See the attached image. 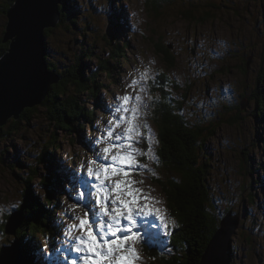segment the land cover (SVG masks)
I'll use <instances>...</instances> for the list:
<instances>
[{
  "label": "rangeland",
  "instance_id": "obj_1",
  "mask_svg": "<svg viewBox=\"0 0 264 264\" xmlns=\"http://www.w3.org/2000/svg\"><path fill=\"white\" fill-rule=\"evenodd\" d=\"M172 1L174 6H168L170 10L165 6L162 13L164 19L157 20L153 18L154 11L148 8L147 0L116 1L118 10L112 9L111 12L114 13V23L119 25L114 43L123 39L129 43L124 52H119L115 45L109 47L106 44L107 25L100 16L103 8H98L99 14H93L90 9L91 0H72L79 11L87 10L80 24L83 27H95L92 31H86L87 41L95 49L92 57L86 61L89 62V68L96 72L94 81L85 82L83 86L76 82L77 79H72L69 82V96L79 107L94 110L95 131L89 132V126L78 129V132L73 130L74 125L67 127L68 131L54 127L52 122L56 120L48 117L46 107L41 104L31 118L26 116L31 120L29 127L23 123V118L15 127H6L7 134L1 137L2 147L8 149L10 162L25 163L23 172H18L16 167L9 169L0 166V217L7 208L22 200L25 184L15 173L22 177L26 175L24 178H27L32 174L28 168L30 166L46 172L43 164L36 162L35 154L55 138L61 147L54 144L57 150L54 151L53 161L61 170L71 169L67 172L68 176L62 174V183L57 184V189H62L63 185L74 189L84 183L89 195L94 189L95 199L104 196V200H108L109 189L99 182L95 183L86 169L95 174H103L105 171L93 164L87 168L86 165L103 153L119 155L120 159L126 160L124 163L130 169L125 170V175L121 169L120 177L116 175L117 169H106L111 176L110 182L114 187L118 184L125 186L126 183L122 182L124 178L127 183L146 193L150 203L161 214L163 226H169V244H175L180 221L170 208L155 177L158 175L157 180L162 181L166 178H179V173L171 167V159L176 158L168 154L158 135L161 120L159 113L171 115L172 111L177 114L179 108L174 104L178 103L182 108L178 115L192 122L202 120L206 128L205 138H202L206 153L203 150L202 155L203 160L210 156L207 172L211 190L222 202L220 208L225 210L233 198L236 200L240 184L246 186L242 190V198L234 203L231 210L236 214L252 212L256 223L248 219L245 226L241 223L235 229L231 236L234 247L232 264H264V170L257 169L258 160L263 162L264 158V123H261L264 122V0ZM101 2L95 0L94 7ZM182 10L188 11L190 14H186L189 17L184 16ZM115 13L120 15L123 23L116 18ZM0 18H6L2 11ZM61 21L62 18L54 28H58ZM62 26L65 27L63 23ZM157 39L159 42L155 43ZM164 45L168 46L169 53L175 58L171 67L156 52L157 47ZM49 48L47 60L58 56L56 48ZM213 51H216L214 57L211 56ZM247 55L251 59L245 58ZM74 59L69 61V66ZM107 63L112 66H108L106 74L98 66ZM84 72L87 77H93L87 70ZM222 80L234 85V88L230 86L227 91L230 98L224 95ZM242 89L250 94L247 102L240 101ZM165 94L170 100L165 99ZM231 100L232 108L242 103L241 109L235 108L230 111V115L218 118L219 114L226 112L224 107ZM102 101L104 108L100 107ZM161 102L164 109H161ZM236 114L240 116L236 120L239 123H227L235 119ZM76 119L80 120V117L76 116L74 121ZM255 119L259 120L257 131L252 129ZM19 127L23 129L16 131ZM241 151L255 159L253 165L257 171L252 172L251 178L247 175L246 165L242 163ZM13 155L17 159L13 160ZM159 157L163 159L162 162ZM97 177L100 179L101 175ZM104 178L107 179V176ZM30 185L44 199V190H41L37 179L31 181ZM60 193L65 192L62 190ZM111 193L110 196H117L116 192ZM183 199L181 194L176 198L180 203ZM55 200L61 202L56 197ZM67 208V205H63L60 210L66 212ZM20 225L21 221L17 227ZM154 236L156 240L152 243L163 247L158 231ZM12 237H2L0 234V241L6 242ZM106 252L115 256L113 248H108ZM122 253H125L124 249ZM135 264H149V259L138 254Z\"/></svg>",
  "mask_w": 264,
  "mask_h": 264
},
{
  "label": "trees",
  "instance_id": "obj_2",
  "mask_svg": "<svg viewBox=\"0 0 264 264\" xmlns=\"http://www.w3.org/2000/svg\"><path fill=\"white\" fill-rule=\"evenodd\" d=\"M11 2H13V0H0V7L3 8L2 12L4 14ZM69 2L70 0H64V4L60 5L62 13V21L60 26L58 28H49L45 31V42L47 43L46 47L51 46L56 48V53L58 54L57 57L47 60L49 65L48 68L56 73L58 81L49 86L48 93L41 105L46 107V113L48 117L50 119L56 120V122H52L54 127H59L62 130L68 131L69 129L67 127L74 125L73 130L78 132V129L84 128V124L80 121H82L84 117H91L93 113L86 110L85 108L79 107L73 101L72 97L69 96V82L72 79H77L76 82L83 86L85 82L89 83V81H94V76L91 78L87 77L84 74V71H88L90 69L89 62L86 60L92 57L95 49L93 44L88 43L86 34V31H92L91 29L93 27H83L80 24L79 10L74 6L75 11L73 12ZM5 3L6 6H4ZM147 6L149 9L154 11L152 15L154 20H157L164 19L165 16H162V13H164L165 6L167 9H169L170 7L174 6V3L172 0H147ZM101 7L103 8V6ZM84 13L85 9L83 10V16ZM182 13L184 16L190 14L186 10H182ZM4 20L5 18H0V54L7 48V44L2 43V37L4 35ZM62 23L65 27L62 26ZM106 30H109L107 35L108 42L106 43L108 45L111 41L110 32L111 30H114V22L111 19L110 22H107ZM83 39L84 41L82 42ZM158 42V39L155 40V43ZM121 44L122 47L120 46ZM116 46L120 52H124L123 50L126 46H128V43H124V40H122L116 43ZM69 52L72 54H69ZM156 52L168 67L174 65L175 58L169 53L167 45L157 47ZM249 56L250 55H247L245 58L248 59ZM72 58L75 59L72 62V65L69 66V61H72ZM107 64H103V66H107ZM249 96L250 94L242 89L240 93V101H249ZM165 99L170 100L166 94ZM174 105L179 108L177 114H174L172 111H170L171 115H167L164 112H162V114L159 113V117H161V120L159 119V134L160 140L163 141L164 146L167 148L168 154L176 158L171 159V167L174 169L173 171L179 173V178L165 179V181L158 182L161 184L166 194L170 208H172L173 212L179 218L180 228L178 230V235L174 239L176 246L173 248L174 251L172 255L170 257L164 258L159 257L156 262L158 264H198L201 259V255L203 254L213 235V232L217 229V224L219 221L217 208L220 207L221 202L217 198L214 199L213 193L210 191L211 183L207 172V169L210 167V156H207L206 159L203 160V150L204 153H206L204 139H202L205 138L204 131L206 130V128L203 127V121L197 120L192 122L187 120L182 115H178L181 113L182 109L179 104L176 103ZM241 105L242 103H237L233 108L230 104L226 105L224 107L226 112L219 114L218 118L230 115V111L234 110L235 108L240 110ZM164 108L165 107L163 105L161 109ZM37 110V106L26 108L23 110L24 116L19 117L16 120L10 119L0 127V166L3 165L9 169L16 167L19 171L20 169H23V163L20 161L10 162L11 160H9L8 149L2 147L1 137L2 135L4 136L7 134L8 128L6 127H15L17 124H20V120L22 118L25 121L23 123L29 127V122L31 120L27 117L29 116L31 118V116L34 115V111ZM76 116H79L80 120L76 119V121H74ZM239 117L240 116L236 114L235 119H231L229 120L230 122L227 123H233V125H236V123H239L236 122ZM257 119H259V117H257ZM258 122L259 120L255 119V122L253 123L254 127L252 129H255V131H257L256 127ZM16 129V131H19L23 128L19 127ZM54 144H58V141H56L55 138H52L50 141H48L47 145L44 146L36 158L38 164H43L46 172H41L38 169H34V166H27L29 171H32V174L28 175L27 178H24L26 175L23 177L21 175L19 176V178L24 181L25 185H29L25 194V199L26 196L29 197L30 193L33 191V187L30 185V182H35L37 179L38 184L42 188L41 190H44V201L46 203L51 201L58 203V201L55 200V195L59 191L56 186L57 184L62 183V177L60 175L63 170H61L59 166L53 161L54 151L57 150V147H55ZM59 147L61 146L59 145ZM244 155L245 160L241 158L242 163L244 166L246 165L247 175L249 178H251L252 172L254 170L257 171L258 168H264V164L258 160V166L256 169L253 165L255 159L253 157L249 158L248 154L245 152ZM14 159H17V156L15 157L13 155V160ZM50 161H52L51 164ZM13 163L16 165L12 166ZM15 174L18 176V173ZM64 174L66 175L67 172H64ZM245 188V184H240V187L237 191L239 193L236 200L233 198L227 209L232 208L235 202L238 203L240 198H242V190H245ZM179 194L185 198L181 200V203L176 200ZM35 195V193L34 195L31 193L32 200L34 199V203L37 205L39 200ZM35 207L36 206H33L32 209ZM54 209L55 207L52 208V210ZM52 210H47L45 207L40 205V207H38V209L35 211H37V213L43 218L50 219L53 216ZM23 216L24 219L21 225L16 229V232H18L19 235L18 242L22 250V255L24 251H26L27 262L34 264V254L36 251L39 254L40 251L36 248V245L40 248V244L36 242V236L29 237L30 240H28L31 243L26 241V237L29 236V234H27L29 231H27V233L25 232L26 227L31 225L34 228V232L31 230V234L35 235V230L41 224L43 227L40 226L41 229L37 230V233L39 232L40 236H47V234H51L53 230H50L48 226H44L45 223L43 219L39 222V218L33 215V210H30V208L27 207V204L25 210L23 211ZM9 241L10 240H7L3 243H7ZM149 256L150 258L154 257L152 252H150Z\"/></svg>",
  "mask_w": 264,
  "mask_h": 264
},
{
  "label": "water",
  "instance_id": "obj_3",
  "mask_svg": "<svg viewBox=\"0 0 264 264\" xmlns=\"http://www.w3.org/2000/svg\"><path fill=\"white\" fill-rule=\"evenodd\" d=\"M62 1L13 0L8 7L2 39L7 48L0 54V126L10 118H19L24 108L41 104L49 86L58 81L45 60L44 32L59 22L58 4ZM236 219L228 215L221 221L198 264H230L229 245ZM6 227L7 232H14L13 227ZM19 250L17 243L2 246L0 264H22Z\"/></svg>",
  "mask_w": 264,
  "mask_h": 264
},
{
  "label": "bare ground",
  "instance_id": "obj_4",
  "mask_svg": "<svg viewBox=\"0 0 264 264\" xmlns=\"http://www.w3.org/2000/svg\"><path fill=\"white\" fill-rule=\"evenodd\" d=\"M9 6H10V4H9ZM58 9H59V7H58ZM59 11H60V9H59ZM249 59H251V57L249 56L248 57ZM28 108V107H27ZM31 108V107H30ZM24 109H26V108H24ZM18 119V118H17ZM16 120V119H15ZM21 208H22V204L19 206V213H21ZM20 221H21V223H22V219H20V218H11V219H9V222H8V225H9V227H13L15 230H16V228H17V225L20 223ZM238 227H236L235 229H237ZM234 229V230H235ZM154 233L155 234H157V231L156 232H154L153 231V229H149L148 230V236L150 237V240L152 241V242H154V239H155V236H154ZM12 236H14V235H12ZM156 240V239H155ZM8 244H11L10 243V241L9 242H7ZM20 249H21V247H20ZM19 254H20V256H22V250H21V252H20V250H19Z\"/></svg>",
  "mask_w": 264,
  "mask_h": 264
}]
</instances>
